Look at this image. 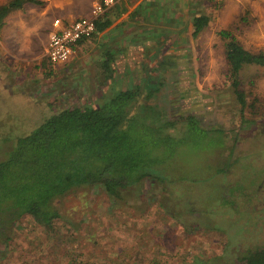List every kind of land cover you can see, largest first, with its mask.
Masks as SVG:
<instances>
[{
  "label": "rangeland",
  "instance_id": "obj_1",
  "mask_svg": "<svg viewBox=\"0 0 264 264\" xmlns=\"http://www.w3.org/2000/svg\"><path fill=\"white\" fill-rule=\"evenodd\" d=\"M79 3L74 0L72 6ZM197 7L210 22L192 35V45L182 43L184 49L162 42L170 62L153 72L164 79L160 93L170 97V115L193 114L212 133L185 131L174 166L165 168L173 180L144 184L145 191L129 205H113L101 188L82 186L55 200L61 218L50 230L26 215L12 227L0 226V264H70L73 255L79 264H241L247 249L264 245V68L245 67L240 75L248 104L253 103L240 118L218 35L227 29L248 50L264 51V0H200ZM37 8L42 10L36 16L44 20L48 10L42 16L45 8ZM26 11H11L9 20L33 24ZM40 21L26 33L25 45L31 47L24 52L18 49L22 43L6 33L11 56H31L0 64V160L18 137L53 112L104 98L85 101L83 81L73 80L80 72L49 65L48 20ZM151 81L138 83L142 96ZM160 93L152 92L148 102ZM184 130L178 122L171 132Z\"/></svg>",
  "mask_w": 264,
  "mask_h": 264
},
{
  "label": "trees",
  "instance_id": "obj_2",
  "mask_svg": "<svg viewBox=\"0 0 264 264\" xmlns=\"http://www.w3.org/2000/svg\"><path fill=\"white\" fill-rule=\"evenodd\" d=\"M26 2L41 4L39 0H11L0 6V27L11 9ZM103 18L96 20L95 30L109 25ZM191 22L196 37L209 23V16L201 13ZM218 35L224 40L229 86L243 118L253 103L248 104L240 75L245 67L264 68V51L248 50L227 29ZM162 80L153 77L144 96L136 83L133 89H120L99 104L65 106L18 137L9 156L0 160V226L12 227L26 215L50 230L61 218L55 200L78 187L101 188L113 205L125 206L140 198L144 184L173 180L165 168L174 166L177 150L184 145L182 134L193 128L212 133V128L200 126L193 114L173 118L168 93L165 99L160 93ZM152 92L161 95L149 103ZM178 122L186 130L172 133ZM79 263L73 255L70 264ZM241 264H264V245L247 249Z\"/></svg>",
  "mask_w": 264,
  "mask_h": 264
},
{
  "label": "crops",
  "instance_id": "obj_3",
  "mask_svg": "<svg viewBox=\"0 0 264 264\" xmlns=\"http://www.w3.org/2000/svg\"><path fill=\"white\" fill-rule=\"evenodd\" d=\"M9 1L11 0H0V6ZM39 1L45 8L42 16L48 10L45 18L48 21L38 18L35 14L42 10L37 8L41 4L30 2L24 3L21 8L11 9L3 18V24L0 27V64L7 63L10 58L19 62L29 61L28 56H31L29 52L24 53L22 57L11 56L8 49L10 42L6 38L7 32L13 34L12 40L22 43L23 46H18V49L24 52L26 46L31 47L25 45L26 33H33L37 21L46 23L44 33L49 28L45 38L47 41L50 31L54 29L52 25L54 19L59 18L63 22H69L77 17L85 16L94 0H80L76 6H72L74 0H64L67 2L61 6L58 5L61 0ZM199 2L200 0H115L114 4L101 16H104L103 19H108L109 25L100 31L95 30L91 37L76 43L73 54L60 65H68L67 68L70 67L71 71L80 72L79 76L76 74L73 80L83 81L79 88L82 95L86 96L85 101L92 100L90 98L94 96L109 97L108 95L111 96L118 90L127 88L133 82L141 84L158 74L153 72V68L158 67L156 65L164 67L168 64L170 54H168L169 51L161 52L164 47L162 42L181 49L186 48V45L182 43L187 40L191 45L193 44L191 20L193 16L201 14L197 7ZM24 8L30 13L29 20L33 24H28L29 22L22 21L20 18L14 21L9 20L11 11H23ZM31 27L35 29L29 30ZM170 32H172L171 36ZM44 44L46 47V43ZM158 50L161 52L159 55ZM156 56L157 58L154 59ZM146 64H149L148 70ZM53 66L56 68V65Z\"/></svg>",
  "mask_w": 264,
  "mask_h": 264
},
{
  "label": "built area",
  "instance_id": "obj_4",
  "mask_svg": "<svg viewBox=\"0 0 264 264\" xmlns=\"http://www.w3.org/2000/svg\"><path fill=\"white\" fill-rule=\"evenodd\" d=\"M115 0H94L88 16L63 22L53 20L45 47V56L50 65L67 61L73 54V47L79 41L91 37L95 32L96 20L114 4Z\"/></svg>",
  "mask_w": 264,
  "mask_h": 264
}]
</instances>
